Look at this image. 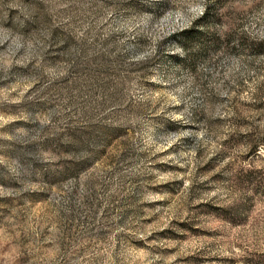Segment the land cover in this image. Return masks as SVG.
I'll use <instances>...</instances> for the list:
<instances>
[{"label":"rangeland","instance_id":"obj_1","mask_svg":"<svg viewBox=\"0 0 264 264\" xmlns=\"http://www.w3.org/2000/svg\"><path fill=\"white\" fill-rule=\"evenodd\" d=\"M0 264H264V0H0Z\"/></svg>","mask_w":264,"mask_h":264}]
</instances>
